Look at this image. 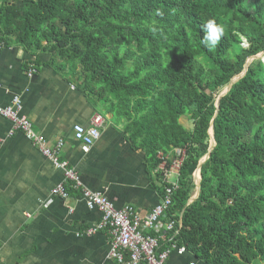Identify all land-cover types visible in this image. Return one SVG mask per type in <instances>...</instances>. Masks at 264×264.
<instances>
[{
	"label": "trees",
	"instance_id": "16d2710c",
	"mask_svg": "<svg viewBox=\"0 0 264 264\" xmlns=\"http://www.w3.org/2000/svg\"><path fill=\"white\" fill-rule=\"evenodd\" d=\"M212 18L225 32L209 49ZM0 43L49 54L122 122L162 195L170 185L159 165L184 152L168 209L181 226L160 249L173 244L206 264H264V0H0ZM210 125L215 144L187 204Z\"/></svg>",
	"mask_w": 264,
	"mask_h": 264
},
{
	"label": "crops",
	"instance_id": "0c3cea01",
	"mask_svg": "<svg viewBox=\"0 0 264 264\" xmlns=\"http://www.w3.org/2000/svg\"><path fill=\"white\" fill-rule=\"evenodd\" d=\"M14 97L49 147L63 142L60 158L85 189L141 215L159 203L163 195L155 172L148 170L143 151L126 140L122 122L50 66L49 54L33 56L18 44L2 45L0 106ZM94 114L103 117L99 138L91 145L75 140L73 126L89 125ZM64 181L63 169L0 116V264H117L108 255L107 233L94 230L101 214L87 206L81 188L65 198L53 194ZM167 264L206 263L186 249L171 248Z\"/></svg>",
	"mask_w": 264,
	"mask_h": 264
},
{
	"label": "built area",
	"instance_id": "2783aa9c",
	"mask_svg": "<svg viewBox=\"0 0 264 264\" xmlns=\"http://www.w3.org/2000/svg\"><path fill=\"white\" fill-rule=\"evenodd\" d=\"M2 44L0 43V51ZM34 69L29 70V75ZM21 103L14 97L5 107L0 106V116L7 118L12 123L13 130L17 129L31 141V143L45 156L49 157L55 165L64 171V183L53 190L54 195L67 197L70 190L81 188L82 197L90 208H96L101 216L94 230L105 231L110 240L109 258L117 264H167V257L171 248L179 251L184 248L169 244L160 249L159 240L165 234L177 233L176 226L181 225L175 214H168L171 205V193L177 188V175L184 152L175 150V158L170 166L165 160L161 162L158 170L162 172L163 181L170 185L163 194L159 203L146 214H139L133 207L124 206L120 209L104 196L85 189L76 172L68 166L67 161L60 158L63 142L58 140L55 147H49L42 134L37 132L31 121L21 115ZM103 123L100 114H94L89 125L76 124L73 126L74 139L86 145L93 144L99 138V127ZM172 237H168L170 242Z\"/></svg>",
	"mask_w": 264,
	"mask_h": 264
},
{
	"label": "water",
	"instance_id": "95a60500",
	"mask_svg": "<svg viewBox=\"0 0 264 264\" xmlns=\"http://www.w3.org/2000/svg\"><path fill=\"white\" fill-rule=\"evenodd\" d=\"M247 69V64L245 65L243 71L237 75L236 77H234L230 83L224 88V90H222V92L219 94L217 100H216V106H218V103H219V99L222 95L226 94L227 91L229 90V88L231 87V84L233 82H235L237 79H239L241 76H243L244 72L246 71ZM209 134H210V147L208 149V152L206 155H204V157L199 161L198 165H197V168L196 170L194 171L193 173V179H194V182H195V191L194 193L192 194V196L190 197V199L188 200V203H191L193 200H195V198L198 196L199 194V186H200V178H201V174H200V167L202 165L203 162H205L207 160V158L209 157L210 155V151L212 150V147L214 146L215 142H214V139H213V133H212V126L210 125V129H209ZM181 226V225H180Z\"/></svg>",
	"mask_w": 264,
	"mask_h": 264
},
{
	"label": "clouds",
	"instance_id": "9594fccd",
	"mask_svg": "<svg viewBox=\"0 0 264 264\" xmlns=\"http://www.w3.org/2000/svg\"><path fill=\"white\" fill-rule=\"evenodd\" d=\"M205 34L202 43L205 47L212 49L219 43L224 35L225 28L223 24H218L214 18L209 19L204 26Z\"/></svg>",
	"mask_w": 264,
	"mask_h": 264
},
{
	"label": "rangeland",
	"instance_id": "374dc122",
	"mask_svg": "<svg viewBox=\"0 0 264 264\" xmlns=\"http://www.w3.org/2000/svg\"><path fill=\"white\" fill-rule=\"evenodd\" d=\"M261 55V54H260ZM252 60V58L251 59H249L248 60V63L250 62ZM263 60H264V58H263ZM236 77V76H235ZM224 90V89H223ZM222 92V91H221ZM180 122L186 127V128H191L192 127V125H191V123H190V120H189V118L187 117V116H184V117H182L181 118V120H180ZM150 212V211H149ZM180 216V215H179ZM180 227V226H179Z\"/></svg>",
	"mask_w": 264,
	"mask_h": 264
}]
</instances>
